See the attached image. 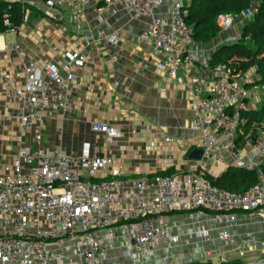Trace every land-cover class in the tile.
I'll return each instance as SVG.
<instances>
[{
	"label": "built area",
	"instance_id": "built-area-1",
	"mask_svg": "<svg viewBox=\"0 0 264 264\" xmlns=\"http://www.w3.org/2000/svg\"><path fill=\"white\" fill-rule=\"evenodd\" d=\"M105 1H119L134 19L145 18L147 27L141 36L156 48V69L171 78L181 74L187 79L198 132L189 148L202 149L204 156L190 171L145 174L129 182L121 177L122 166L116 158L91 142H85L76 153L62 147L31 152L21 144L11 166L0 173V264H106L114 245L102 229L116 235L117 227L124 254L139 264L161 244L169 251L180 240L172 231L170 213L194 211L201 217L210 210L227 212L226 218L235 220L236 211L254 212L264 207V133H258L256 139L250 133L239 138L241 112L251 108L250 88L226 65L212 68L209 57L195 56L196 42L186 23L189 0ZM89 3L46 0L45 11L50 13L56 4L85 8ZM25 12L27 21L30 13ZM254 12L250 7L236 17L220 13L218 22L226 32L236 18L250 20ZM99 20H103L101 15ZM4 25L17 32L9 14ZM86 41L119 45L120 33L100 29ZM10 47L17 53L16 67L0 69V84L7 98L17 104L15 117L22 133L35 131L39 142L50 115L64 116L74 110L70 94L77 79L75 69L87 66L89 59L86 52L73 50L64 53L63 63L39 64L28 59L20 45ZM92 124L95 131L105 134L106 146L117 144L124 135L118 125ZM18 141L22 142L21 136ZM245 145L251 158H228L239 156ZM209 163L258 170L260 180L241 192L221 189L207 177ZM195 235L207 244L213 239L207 228H200ZM229 236L226 230L218 239L226 241ZM169 259L167 253L163 261Z\"/></svg>",
	"mask_w": 264,
	"mask_h": 264
},
{
	"label": "crops",
	"instance_id": "crops-1",
	"mask_svg": "<svg viewBox=\"0 0 264 264\" xmlns=\"http://www.w3.org/2000/svg\"><path fill=\"white\" fill-rule=\"evenodd\" d=\"M17 1L24 2L30 14L27 21L16 27L17 32L10 29L0 32L1 70L16 67L17 53L10 47L15 44L25 50L28 59L39 64L63 63L64 53L73 50L86 52L89 62L75 69L77 79L70 94L74 110L64 116L50 115L39 142L35 140V131L22 133L15 117L17 104L7 98L0 84V173L11 166L21 144L31 152L62 147L76 153L85 142H91L94 148L99 147L116 158L118 166H122L121 177L129 182L145 174L190 171L197 165V159L189 157L190 140L198 136L190 105L193 91L181 74L171 78L156 69L159 59L156 48L141 36L147 27L145 18L134 19L119 1L109 4L105 0H90L85 8L56 4L50 13L45 11L46 0ZM236 22L212 43H196L195 56L210 57L221 43L235 42L243 24ZM105 28L119 31V45L86 41L89 34ZM242 75L238 79L242 80ZM243 82L252 81L243 79ZM249 103L251 108L256 107L250 100ZM93 122L118 125L124 135L117 144L106 146L105 134L95 131ZM132 129L137 132L132 133ZM240 156L251 158L249 146L245 145L239 156L228 158L236 160ZM218 166L223 167L221 173L212 171L211 167ZM228 166L209 163L208 168L211 174L219 176ZM226 213L209 210L201 217L194 211L170 213L172 231L180 240L169 251L161 244L139 264H191L210 260L214 264H264V207L254 212L236 211L235 220L226 218ZM200 228L210 229L213 239L209 244L195 235ZM115 230L116 235H111L110 229H102L114 245L106 264H133L123 252L119 227ZM226 230L229 238L218 239ZM119 247L122 260L115 253ZM167 253L170 259L165 263L163 257Z\"/></svg>",
	"mask_w": 264,
	"mask_h": 264
},
{
	"label": "trees",
	"instance_id": "trees-1",
	"mask_svg": "<svg viewBox=\"0 0 264 264\" xmlns=\"http://www.w3.org/2000/svg\"><path fill=\"white\" fill-rule=\"evenodd\" d=\"M188 12L186 23L192 28V38L196 43H212L222 29L218 22L220 13H228L233 16L241 14L246 9L253 7L255 12L250 20L243 21L241 33L235 42H223L209 57L210 67L224 64L229 67L234 76L241 75L250 69L256 68L260 79L264 80V0H189L186 5ZM26 11L25 3L21 1L0 0V32L7 31L9 25H4V18L9 14L12 27L23 24ZM250 84L246 87L250 88ZM239 138L251 134L255 137L260 125L264 123V104L261 107L242 110ZM257 126L254 127V124ZM264 172V163L261 164ZM170 175L169 173H161ZM259 171L249 170L243 167L230 165L224 172L217 176L211 173L207 177L221 189L233 191H245L254 186L259 180ZM191 264H214L210 262H194Z\"/></svg>",
	"mask_w": 264,
	"mask_h": 264
},
{
	"label": "rangeland",
	"instance_id": "rangeland-1",
	"mask_svg": "<svg viewBox=\"0 0 264 264\" xmlns=\"http://www.w3.org/2000/svg\"><path fill=\"white\" fill-rule=\"evenodd\" d=\"M236 17V16H235ZM238 18L235 19V24H237L238 22ZM241 22V21H240ZM233 25V26H234ZM230 30V29H229ZM239 37V36H238ZM238 37L235 38V40L238 39ZM234 39V38H233ZM242 77H244L243 79H248L251 80L252 82L250 83V91H251V95H250V102L253 105H256V107H261L264 104V80L262 82H258V78L260 79V75L258 74V71L256 70V68L250 69L247 72H244ZM243 79H238L239 81H243ZM257 126V124H254V127ZM263 131L264 130V123H262L260 125L259 131ZM222 166H218V167H211L212 171L216 172V173H221L222 171ZM122 249L121 247L118 248V250L115 252L116 254L119 255V259L118 260H122Z\"/></svg>",
	"mask_w": 264,
	"mask_h": 264
},
{
	"label": "water",
	"instance_id": "water-1",
	"mask_svg": "<svg viewBox=\"0 0 264 264\" xmlns=\"http://www.w3.org/2000/svg\"><path fill=\"white\" fill-rule=\"evenodd\" d=\"M256 138H257V135L255 136L254 139H256ZM189 154H190L189 155L190 159L191 158H193V159H202L203 156H204V152L200 148H194V149H192ZM245 264H247V263H245Z\"/></svg>",
	"mask_w": 264,
	"mask_h": 264
}]
</instances>
